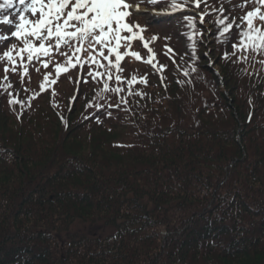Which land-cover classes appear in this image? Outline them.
<instances>
[{
  "label": "trees",
  "instance_id": "trees-1",
  "mask_svg": "<svg viewBox=\"0 0 264 264\" xmlns=\"http://www.w3.org/2000/svg\"><path fill=\"white\" fill-rule=\"evenodd\" d=\"M221 4L231 11L202 3L199 14L210 16L197 19L202 35L193 41L183 21L197 17L191 6L175 13L145 6L169 12L149 15L163 21L142 34L157 67L135 41L129 51L141 59L125 57L120 83L114 70L109 80L103 68L85 65L40 93L62 57L49 69L34 62L27 75L5 74L0 62V264H264V53L231 55V43H220H238L247 27L240 16L253 7ZM4 15L13 24H0L10 37L0 50L16 43L19 13L14 6ZM221 16L234 22L235 36L220 37ZM8 84L23 107L9 105Z\"/></svg>",
  "mask_w": 264,
  "mask_h": 264
},
{
  "label": "snow or ice",
  "instance_id": "snow-or-ice-1",
  "mask_svg": "<svg viewBox=\"0 0 264 264\" xmlns=\"http://www.w3.org/2000/svg\"><path fill=\"white\" fill-rule=\"evenodd\" d=\"M253 5L251 10L246 11V14L240 16V20L246 24V29L238 32V43L221 40L220 43H231L232 53L235 55L237 50H251L253 53H264V0H249ZM158 3L165 4L167 10L172 13L183 11L191 6L193 12H197L202 7V3L207 4L211 12H220L223 14L226 9L222 4L216 7V0H0V12L12 9L14 6L19 13L18 22L14 25V31L11 32V38H14L16 43H11L6 47V50H0V62H4L7 66L3 68L5 74L10 71L13 74L17 73V69L23 75L28 74V66L39 63L43 69H49L53 61L54 55H59L63 58V62H57L54 67L55 77H50L49 74L43 76L45 83L39 84L40 93L46 90V85H54L57 83V78L62 74H67L69 70L79 68L82 70L85 65L96 68H103L108 79L115 74V81H122L121 67L125 57L131 56L136 60H140L141 56L136 51H129L133 42L141 41L143 48L148 52L147 63L153 68L157 65L152 63L154 59L153 50L149 47V43L144 40L143 33L146 31V26H150L149 13L143 11L145 6L155 7ZM231 3V0H229ZM20 6H23L22 9ZM246 4L241 3L238 7L241 10L246 8ZM32 18H30L29 15ZM155 14V13H152ZM210 16V13H197V17L193 15H185L183 21H186V27L190 30L187 33V39L193 41L195 36H201L197 24V19L200 22L205 21V16ZM134 16H143L145 25L133 23ZM211 18V17H210ZM254 21L261 22L258 27ZM219 27L217 30L220 37L226 35L235 36L234 22H226L221 16L218 21L214 20ZM0 24L12 25L13 21L9 16L0 17ZM126 34V35H125ZM10 37L0 34V44H4ZM157 36L151 37L155 41ZM219 39V37H217ZM167 47V46H166ZM191 59L195 62L197 58L195 42L191 45ZM121 48L125 50L121 52ZM67 49V51H64ZM106 51V54H105ZM172 48L167 47V52L171 53ZM209 53H205L208 55ZM86 57V60L83 59ZM114 57V60L111 59ZM230 58L228 52L224 53L223 59L226 61ZM25 59L27 64H25ZM101 60L107 63H101ZM264 64V61H261ZM161 69L163 66H160ZM40 71L39 68L36 69ZM191 71L196 72L193 67ZM184 75H188L187 72ZM89 77L95 78L92 71L88 72ZM5 80L8 76L5 75ZM135 76L127 81L131 88ZM141 83H147L146 79H142ZM12 87L8 84L5 92L8 95L9 105H19L23 107V101L13 98V93L8 91ZM102 91H109V83L103 84ZM112 92L119 93L122 91L120 87L112 88ZM97 96L101 93L97 92ZM136 95L143 96L142 93ZM29 99H35V96ZM126 103V101H125ZM92 107V105H89ZM97 109L101 105H95ZM110 115V113H109Z\"/></svg>",
  "mask_w": 264,
  "mask_h": 264
},
{
  "label": "rangeland",
  "instance_id": "rangeland-1",
  "mask_svg": "<svg viewBox=\"0 0 264 264\" xmlns=\"http://www.w3.org/2000/svg\"><path fill=\"white\" fill-rule=\"evenodd\" d=\"M147 11V13H149L150 15L152 14V13H155L156 11L155 10H147L146 8H144L143 9V11ZM167 12V11H166ZM157 14L156 15H162V16H164L165 14H167V13H169V12H167V13H165L163 10H161V11H158V12H156ZM196 13H199V10H197V12ZM29 16H30V14H28ZM153 15V14H152ZM138 18L136 19L137 21H139L140 23H144L145 22V20L142 18L143 16H137ZM30 18H32L31 16H30ZM162 18V17H161ZM153 21H156L157 23H160V22H162L163 21V19H160V20H152V21H150V25L151 24H153L154 22ZM133 23H134V21H132ZM151 26H153V25H151ZM168 27H169V24H165V25H163V26H161V33H164V34H161L162 36H164L165 38H169L168 37V35H167V33L168 32H164V31H169V29H168ZM174 27V26H173ZM203 27H204V29L206 30V32H205V36H206V38H207V40H206V42H204L205 43V45H207V44H209L210 42H211V37H210V31H211V29L209 28V26H208V24H206V23H204L203 24ZM164 30V31H163ZM163 31V32H162ZM126 35V34H125ZM165 42V41H164ZM211 62V61H210ZM213 68L215 69V70H217V71H219V68L217 67V66H213Z\"/></svg>",
  "mask_w": 264,
  "mask_h": 264
}]
</instances>
